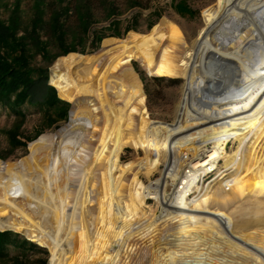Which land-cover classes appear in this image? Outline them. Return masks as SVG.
Masks as SVG:
<instances>
[{
    "label": "bare ground",
    "instance_id": "obj_1",
    "mask_svg": "<svg viewBox=\"0 0 264 264\" xmlns=\"http://www.w3.org/2000/svg\"><path fill=\"white\" fill-rule=\"evenodd\" d=\"M204 13L191 45L164 18L53 63L72 121L0 161L1 230L49 248L50 264H264V0ZM134 61L183 79L173 123L152 118ZM126 148L145 157L124 162ZM222 161L223 185L201 187Z\"/></svg>",
    "mask_w": 264,
    "mask_h": 264
},
{
    "label": "rangeland",
    "instance_id": "obj_2",
    "mask_svg": "<svg viewBox=\"0 0 264 264\" xmlns=\"http://www.w3.org/2000/svg\"><path fill=\"white\" fill-rule=\"evenodd\" d=\"M216 1L0 0V34L1 28L9 29L8 37L0 39V57L8 61L13 56L24 57L33 78L47 76L48 84L53 86L50 67L58 58L63 57L61 55L66 50H70L69 54L94 55L102 49L105 39H123L132 31L146 34L164 18L178 23L187 36L188 44L191 45L206 25L205 10ZM18 42H22V46ZM133 64L142 81L152 118L173 123L176 106L182 95L183 79L149 77L139 62L134 61ZM14 98L13 94L12 100ZM68 103L70 108L67 110V116L62 119L59 108L51 109L46 106L40 109L26 102L21 106L24 116H17L10 106L0 104V161L17 162L28 156L29 144L44 134L57 137L72 121L74 105ZM161 155H164L163 151ZM181 156L182 149L176 150L173 161L178 162ZM144 157L143 150L126 148L123 161ZM222 164L223 161L204 178L201 187L206 189L209 186V191H214L219 183L223 185V178L213 181ZM157 177L158 174L155 178ZM148 206L154 209L155 201L149 199ZM34 215L45 229L53 233L49 221L38 211H34ZM1 231L15 233L17 247L13 249L12 256L0 259V264H50L52 254L49 248L13 230L4 228ZM23 240L35 244L36 247L26 252L28 257L14 256L15 253L21 252L19 246Z\"/></svg>",
    "mask_w": 264,
    "mask_h": 264
},
{
    "label": "trees",
    "instance_id": "obj_3",
    "mask_svg": "<svg viewBox=\"0 0 264 264\" xmlns=\"http://www.w3.org/2000/svg\"><path fill=\"white\" fill-rule=\"evenodd\" d=\"M8 30L1 28L0 39L3 40L4 37H8ZM20 43L22 46V42ZM69 52L70 50H66L61 56H65ZM10 59L8 61L0 57V104L10 106L17 116H24V113L21 112V106L26 102L40 109L46 106L51 109L59 108L61 111L60 119L65 118L70 104L58 97L57 90L48 84L47 76L33 78L31 71L28 70L27 60L22 56H13ZM13 94L15 95L14 100H12ZM16 237L17 235L12 231L0 230V259L12 256L13 249L17 247ZM27 245L30 247L27 248ZM19 247L21 252L15 253L14 256L23 258V256L28 257V251L30 252V249L36 246L23 240Z\"/></svg>",
    "mask_w": 264,
    "mask_h": 264
}]
</instances>
